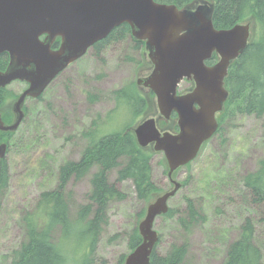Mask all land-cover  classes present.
Wrapping results in <instances>:
<instances>
[{
  "label": "rangeland",
  "instance_id": "rangeland-1",
  "mask_svg": "<svg viewBox=\"0 0 264 264\" xmlns=\"http://www.w3.org/2000/svg\"><path fill=\"white\" fill-rule=\"evenodd\" d=\"M91 49L61 73L41 98L27 101L26 118L8 142L10 185L0 208V264H11L12 252L25 241L24 217L35 209L43 192L57 188L59 168L81 159L89 143L88 133L96 131L102 136L136 127L144 117L156 118L155 98V111L148 109L137 118L115 100L116 91L134 87L148 77L145 48L138 49L129 37L108 45L101 57ZM189 86L183 82L180 91ZM25 88L22 82L8 88L13 94L7 102L10 107ZM142 92L148 93L146 88ZM263 160L264 116L234 114L226 118L222 131L203 147L198 158L175 174L174 179L184 185L169 201L174 215L159 217L154 223L157 252L165 255L172 246L187 244L183 264H224L229 246L239 239L250 219L264 264V203L254 202L244 183ZM151 165L158 193L170 190L163 154H154ZM110 181L117 182L115 173ZM117 187L127 198L111 202L93 264H119L121 257L129 254V236L147 208V203L137 198L131 181L118 182ZM90 192V175L70 182L66 193L73 221L90 203ZM187 199L200 214L189 232L178 223L187 213Z\"/></svg>",
  "mask_w": 264,
  "mask_h": 264
},
{
  "label": "water",
  "instance_id": "water-1",
  "mask_svg": "<svg viewBox=\"0 0 264 264\" xmlns=\"http://www.w3.org/2000/svg\"><path fill=\"white\" fill-rule=\"evenodd\" d=\"M213 11L214 4L203 0L183 8L154 0H0V55L10 59L0 71V90L16 81L29 84L13 103L12 123L5 124L0 113V133L16 132L25 117V101L39 98L59 74L116 28L129 25L132 37L145 43L152 71L137 85L154 93L159 119L177 114L179 131L160 132L159 120L148 117L131 129L142 149L164 154L172 186L148 203L138 225L142 244L124 264H150L158 242L154 223L169 212V201L183 186L174 176L218 131L230 96L225 87L229 68L252 40L253 23L218 30ZM57 39L60 47L53 49ZM214 54L218 62L208 66ZM185 80L194 86L178 94ZM7 150L0 140V160Z\"/></svg>",
  "mask_w": 264,
  "mask_h": 264
},
{
  "label": "trees",
  "instance_id": "trees-1",
  "mask_svg": "<svg viewBox=\"0 0 264 264\" xmlns=\"http://www.w3.org/2000/svg\"><path fill=\"white\" fill-rule=\"evenodd\" d=\"M154 1L183 8L197 0ZM203 1L214 4L212 20L218 30L230 29L240 23H253L252 40L229 68L225 79L230 97L225 104L224 113L219 117L218 134L222 131L225 119L234 114L254 115L257 118L264 116V0ZM129 37H132L131 28L124 24L112 31L106 39L96 43L91 50L97 57H101L108 45ZM135 42L138 49L145 48L143 42ZM60 43V39H57L53 44L54 49L59 48ZM217 61L218 57L214 55L207 65L212 66ZM8 64V54H1L0 71H5ZM12 96L8 87L0 90V112L5 123L12 121L7 103ZM154 98L152 92L143 93L137 85L115 93L117 105L127 106L136 118L144 115L148 109L155 111ZM175 119L172 118L170 128L175 129ZM132 128L130 126L123 131L102 136H98L96 131L88 133L89 143L81 159L59 168L57 188L43 192L35 209L24 217L25 241L12 252L11 264H93L100 235L108 224L111 202L127 198L117 187V183L131 181L140 201L148 205L153 200L154 195L159 192L152 179L151 160L155 153L138 145ZM16 133H1L0 139L8 144ZM112 173L116 174V183L110 181ZM89 175L90 203L82 207L78 219L73 221L67 201V188L72 180H82ZM244 183L254 202L264 203V160L255 173L245 178ZM9 185V164L7 159L0 160V208ZM187 205V213L178 218V223L189 232L200 214L190 199H187ZM145 213L146 209L139 215V221L144 218ZM173 215L174 212L170 209L165 216ZM57 230L60 232L58 237L55 235ZM142 241L137 226L128 239L129 254ZM187 254V244L174 245L165 255L157 252L156 245L150 264H183ZM128 255H123L119 264H124ZM224 264H263L262 251L254 241L252 220L247 219L239 239L229 246Z\"/></svg>",
  "mask_w": 264,
  "mask_h": 264
},
{
  "label": "flooded vegetation",
  "instance_id": "flooded-vegetation-1",
  "mask_svg": "<svg viewBox=\"0 0 264 264\" xmlns=\"http://www.w3.org/2000/svg\"><path fill=\"white\" fill-rule=\"evenodd\" d=\"M173 117L176 118L177 115H176V114H173V115H172V118H173ZM170 123H171V120H169V121H168V120H163V121H161V125H160V126H161V127H168V126L170 127ZM175 131H178V126H175Z\"/></svg>",
  "mask_w": 264,
  "mask_h": 264
}]
</instances>
